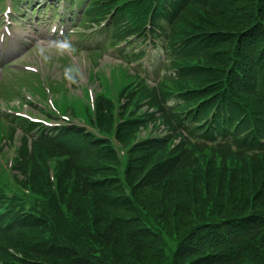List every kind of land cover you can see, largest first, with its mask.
<instances>
[{
    "label": "trees",
    "instance_id": "trees-1",
    "mask_svg": "<svg viewBox=\"0 0 264 264\" xmlns=\"http://www.w3.org/2000/svg\"><path fill=\"white\" fill-rule=\"evenodd\" d=\"M76 5L84 25L106 21L107 46L126 42L127 55L137 42L162 48L157 83L135 73L118 100L109 88L97 93L94 113L87 96L93 130L0 116L11 124L0 150L18 127L23 138L14 173L0 179V264H119V253L144 263L161 234L143 198L167 192L174 213L189 214L193 196L204 208L191 214L172 264H264V0Z\"/></svg>",
    "mask_w": 264,
    "mask_h": 264
},
{
    "label": "rangeland",
    "instance_id": "rangeland-1",
    "mask_svg": "<svg viewBox=\"0 0 264 264\" xmlns=\"http://www.w3.org/2000/svg\"><path fill=\"white\" fill-rule=\"evenodd\" d=\"M4 4L5 8L10 5L12 10L15 9L16 11L3 13L6 9L1 10L0 8V65L7 66L4 69L3 78H0V116L7 112L10 114L8 110L5 111L6 104H8L10 109L14 110L15 105L21 103V95H23L32 101L35 100L34 98H38L37 103L34 101L35 108L32 107L33 104L30 105L23 102V107L20 111L11 113L12 115L29 114L34 118L45 119L47 114L38 108L42 106L43 108L47 107L50 111L60 110L66 112V116L88 123L90 113L83 105V101L87 100L88 96L86 88L92 93L90 95L92 104H94L95 95L99 92L105 93L107 88L109 90L111 88L112 98L118 99L120 89L126 82L123 79H119V76L123 77L126 71L129 74L141 71L138 61L127 62L128 59L125 56L121 57L117 51L108 50L109 48L106 50H97L95 48L98 42L106 38V33L97 35L103 30L92 26H81L79 19L65 21L60 15L57 19L52 18L53 21L51 22V11L48 10L44 13L41 10L42 8L46 9L51 4L52 7L59 8L57 13L63 14V17L68 14L70 17V13L73 11L76 17L79 10L75 8L72 11L69 7L70 5L64 0H16L12 4L10 0H7ZM33 9H35V13H33ZM5 14L13 18L14 22L11 21L9 30L3 38ZM61 19L64 20L62 27L65 32L62 34L59 31H51V23L53 24L52 28H54L59 25ZM80 34L83 37H80ZM92 48L95 49L90 50ZM163 59L164 55L160 50H156L155 47H149V55L140 61V65L147 69L149 64L162 62ZM26 66H31L35 71H26ZM164 70V67L160 69L162 73ZM76 73L79 75V82L71 84V80L76 79L73 78ZM89 74L90 82L88 81ZM147 77L149 82L155 81V74ZM57 88L60 90H57ZM63 101L70 103L68 104L69 108L61 105ZM59 103L61 106H59ZM54 104L55 108H53ZM56 115L60 116L59 113H56ZM63 120H65L64 117H59L56 121L61 122ZM56 121L49 120L51 123ZM10 129V122L3 116L0 117V131L2 134L5 131L10 133ZM17 129L14 138L16 140H14L12 146H3L0 150V157H2V151L5 162L10 166L11 163L13 164V158L16 155L19 143L22 144L23 142L20 128L18 127ZM178 139L181 138L179 137ZM3 142L2 139L0 144H3ZM28 144L30 145V141ZM4 172L10 171L4 168L1 169V180L7 179ZM12 173H14L13 170ZM204 183L205 180H202V182L197 180L202 193L204 191ZM146 192H142L143 197L146 196ZM176 192L180 191L175 189L173 193ZM165 195L166 197L164 196L162 201H160V196L156 199L159 201L146 197L143 198L142 202L149 209L150 214H154L157 221H159L158 226L157 222H155L156 220H154V224L161 234L160 250L158 247L154 254L144 256L147 257L145 262L149 261L148 264H172L176 247L182 241L184 232L189 229L191 214L197 217L204 210L203 207L194 206L201 196H193V206L190 205V208H188L189 214L186 215L184 212L174 213L169 202L171 200L177 201V198L168 192ZM226 199L228 201L229 197L226 196ZM226 207H228L227 204L225 205ZM162 213H165L162 216L164 220L157 216V214ZM83 218L88 223L95 224L93 215L85 214ZM99 223H103L102 219H99ZM157 258H159L158 261L155 260ZM115 259H117L119 264H145V262H138L135 256H127L122 253H119Z\"/></svg>",
    "mask_w": 264,
    "mask_h": 264
}]
</instances>
